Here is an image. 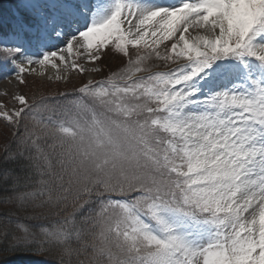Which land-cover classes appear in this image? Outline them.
<instances>
[{
  "label": "snow or ice",
  "instance_id": "snow-or-ice-1",
  "mask_svg": "<svg viewBox=\"0 0 264 264\" xmlns=\"http://www.w3.org/2000/svg\"><path fill=\"white\" fill-rule=\"evenodd\" d=\"M0 79V252L264 264V0H17Z\"/></svg>",
  "mask_w": 264,
  "mask_h": 264
},
{
  "label": "trees",
  "instance_id": "trees-1",
  "mask_svg": "<svg viewBox=\"0 0 264 264\" xmlns=\"http://www.w3.org/2000/svg\"><path fill=\"white\" fill-rule=\"evenodd\" d=\"M12 0H0V7L4 5V3H11ZM2 16H8L10 17L13 13L11 10V5L10 4H5L3 8H1L0 11ZM73 85V84H71ZM56 86H39L36 84H29L27 87H24L23 93H25L29 98L32 97L34 93H36L38 96L39 95H44L46 97H54L56 93L61 92L58 91ZM67 90L71 91L72 87H66ZM60 89V88H59ZM64 91V90H63ZM46 118V114H45ZM2 127V125H0ZM2 143V141H0ZM3 241H0V247L3 246ZM0 262L2 264H41V262H45V264H55L54 258L53 257H45V256H40V255H34V256H21L19 254H10L7 252H0Z\"/></svg>",
  "mask_w": 264,
  "mask_h": 264
},
{
  "label": "rangeland",
  "instance_id": "rangeland-1",
  "mask_svg": "<svg viewBox=\"0 0 264 264\" xmlns=\"http://www.w3.org/2000/svg\"><path fill=\"white\" fill-rule=\"evenodd\" d=\"M15 3V10H14V13L17 11V0H12V3ZM5 4H10V3H4V5L2 7H0V11H1V8H3L5 6ZM3 14L0 13V16H2ZM2 17H5L7 18L8 16H2ZM161 48H163V45L161 46ZM103 64L107 65L108 67L105 68V71L104 73H101V74H91L93 76V78L95 80H100L102 78H104V76L107 75L108 73V70L109 68H111L112 70H116L118 67L121 66V61L120 59H113L110 55L109 56H106L104 58V60L102 61ZM161 65H163V62L160 61V62H157ZM171 67H174V65H170ZM159 70H166V69H159ZM90 74H84L83 77H80V76H77L75 73H72L71 74V81L70 83H68L67 85L63 84L62 82H49V81H42L40 78L36 77V78H33V77H29V84H36V85H39V86H46V87H53V86H56L55 88L58 90V91H63L66 89V87H75V86H78L81 81L83 80L84 82L87 81L88 77H89ZM28 84V85H29ZM73 84V85H71ZM60 88V89H59ZM4 90H8V91H16L17 90V87L16 85L14 84H9L6 80H3V79H0V92H3ZM24 87L23 86H20L19 87V91L23 93L24 91Z\"/></svg>",
  "mask_w": 264,
  "mask_h": 264
},
{
  "label": "bare ground",
  "instance_id": "bare-ground-1",
  "mask_svg": "<svg viewBox=\"0 0 264 264\" xmlns=\"http://www.w3.org/2000/svg\"><path fill=\"white\" fill-rule=\"evenodd\" d=\"M39 78V77H38ZM41 79V78H40Z\"/></svg>",
  "mask_w": 264,
  "mask_h": 264
}]
</instances>
